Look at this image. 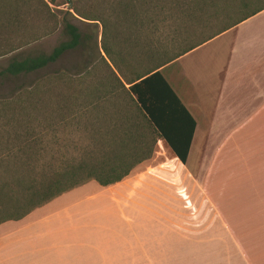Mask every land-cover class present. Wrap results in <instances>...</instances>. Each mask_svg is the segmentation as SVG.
<instances>
[{"label": "crops", "instance_id": "1", "mask_svg": "<svg viewBox=\"0 0 264 264\" xmlns=\"http://www.w3.org/2000/svg\"><path fill=\"white\" fill-rule=\"evenodd\" d=\"M228 36L216 69L172 87L196 124L185 165L165 145L166 163L107 188L88 182L0 225V264H264V11L173 63Z\"/></svg>", "mask_w": 264, "mask_h": 264}, {"label": "rangeland", "instance_id": "2", "mask_svg": "<svg viewBox=\"0 0 264 264\" xmlns=\"http://www.w3.org/2000/svg\"><path fill=\"white\" fill-rule=\"evenodd\" d=\"M102 1L75 0L73 6L85 14L98 12L102 13L103 20L109 18L116 26L113 29L114 40L104 36L100 22L79 18L72 13L70 5L60 6L57 10L61 13H71L73 18H69V22L72 25L94 38L87 50L70 52L50 68L26 79L0 84V183L11 179L13 170L24 171L25 179H36V175L42 172L60 171L71 163H89L96 159L104 164L103 154L109 152L113 143H120L124 131L129 130L127 124L132 118L128 116V109L122 108L119 102L103 98L108 89L105 84L108 70L101 59L111 69L112 65L102 48L108 49L115 59L122 51L129 52L133 62L142 63L147 69L152 68L154 64L172 58L189 45L214 34L229 18L227 13L233 10L235 0H206V6H201L199 0H134L138 16L132 33H126L120 27L118 17H110V6L105 1L102 4ZM234 16L231 13L230 18ZM56 17L59 21L62 15L56 13ZM59 32L60 29L22 52L49 54L64 40ZM230 37L166 68L163 76L169 85L176 91L179 79L182 85H191L195 82L194 72L200 75L204 69L207 73L216 69ZM150 52L158 59L146 65ZM11 57L0 59V72L6 68ZM123 72L130 76V71L124 69ZM46 77L50 82H44ZM36 84H39L37 99ZM115 152L126 154L120 148ZM168 157L165 145L157 142L152 156L136 167L141 166L143 170L146 165L166 163ZM171 178L169 175V192L175 188ZM163 185L166 186L164 182ZM198 204L203 227L209 222L210 210L202 196ZM184 211L185 227L189 230L185 239L186 243H191L188 236H191L189 233L194 219L187 200ZM203 260L201 258L197 263L202 264ZM186 262L193 264L192 257Z\"/></svg>", "mask_w": 264, "mask_h": 264}, {"label": "trees", "instance_id": "3", "mask_svg": "<svg viewBox=\"0 0 264 264\" xmlns=\"http://www.w3.org/2000/svg\"><path fill=\"white\" fill-rule=\"evenodd\" d=\"M74 1L0 0V59L12 55L6 68L0 72V84L26 79L50 68L70 52L87 50L94 38L72 25L69 22V18H73L71 13H61L57 10L60 6L70 5L72 13L79 18L100 22L104 36L109 39L113 37L114 40L113 29L116 26L109 18L103 20L102 13L98 12L82 13L73 6ZM104 1L110 6V17H118L120 27L126 33H132L138 16L134 0H103L102 4ZM198 2L201 6L207 4L206 0ZM232 8L227 13L229 18L214 34L149 69L142 63L133 62L129 52L122 51L115 59L108 49L102 48L112 65L111 69L101 59L108 70L105 76L108 89L103 98L115 100L122 108L128 109V116L132 118L127 124L129 130L124 131L119 144L113 143L109 152L103 154L104 164L98 163L96 159L89 163H71L60 171L50 174L42 172L36 175V179H25L26 174L22 170L11 171V179L0 183V225L20 221L36 209L88 182L94 181L102 188L120 183L137 165L152 156L157 142L166 145L185 165L196 124L162 71L185 54L264 11V0H235ZM56 13L62 15L59 21ZM231 13H234V18H230ZM58 29L64 40L49 54L22 52ZM147 59L145 64L150 65L158 58L150 52ZM124 69L130 71L129 77L124 74ZM44 79V82H50L49 78ZM38 86L36 84V99ZM117 148L125 150L126 154L119 155L115 152Z\"/></svg>", "mask_w": 264, "mask_h": 264}]
</instances>
